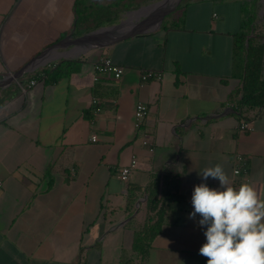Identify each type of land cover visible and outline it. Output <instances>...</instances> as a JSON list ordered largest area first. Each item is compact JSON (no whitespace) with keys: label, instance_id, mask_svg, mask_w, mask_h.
Wrapping results in <instances>:
<instances>
[{"label":"crops","instance_id":"obj_1","mask_svg":"<svg viewBox=\"0 0 264 264\" xmlns=\"http://www.w3.org/2000/svg\"><path fill=\"white\" fill-rule=\"evenodd\" d=\"M157 1L0 0V264H207L191 196L220 184L200 173L221 164L264 195V106L242 103L250 46L264 82L263 0H187L165 27L181 0ZM105 57L120 79L95 70ZM143 71L160 79L143 85ZM237 154L248 169L234 181Z\"/></svg>","mask_w":264,"mask_h":264},{"label":"clouds","instance_id":"obj_2","mask_svg":"<svg viewBox=\"0 0 264 264\" xmlns=\"http://www.w3.org/2000/svg\"><path fill=\"white\" fill-rule=\"evenodd\" d=\"M200 175L218 179L220 187L194 186L189 218L198 214V225L206 226L199 254L207 264H264V195L248 182L233 187L221 164Z\"/></svg>","mask_w":264,"mask_h":264},{"label":"trees","instance_id":"obj_3","mask_svg":"<svg viewBox=\"0 0 264 264\" xmlns=\"http://www.w3.org/2000/svg\"><path fill=\"white\" fill-rule=\"evenodd\" d=\"M165 26H167V24H164V27ZM262 54V48L258 47L255 49L250 46L246 73L244 75V96L242 103L252 109L264 106V82L263 80L261 81ZM40 78L41 76H38V79ZM133 190H136V188L132 187L131 191ZM159 195V182L157 181L148 190L149 203L153 204L157 202L159 200ZM170 196L171 194L169 192L165 193V200L169 199ZM155 227V225L147 223L142 228H137L134 231V251L143 252L145 250L149 244L150 233L152 234V232L156 231Z\"/></svg>","mask_w":264,"mask_h":264},{"label":"built area","instance_id":"obj_4","mask_svg":"<svg viewBox=\"0 0 264 264\" xmlns=\"http://www.w3.org/2000/svg\"><path fill=\"white\" fill-rule=\"evenodd\" d=\"M95 70L99 74H106L115 79H120L124 73V69L120 66H117L109 57L102 58L98 63H96ZM43 78H45V76H43ZM151 79H156V80L160 79V74L152 71L142 72L141 80L143 85L147 84ZM36 83L37 80H32L25 85H21L22 93L26 94L28 90L32 88ZM148 112L149 109L145 103L139 102L137 104L135 111V127L137 131L141 130L143 123L146 117L148 116ZM239 129L241 131H250L252 128L249 122H242L239 125ZM92 141L96 142L97 136L95 135L92 136ZM149 143H150L149 141H145L144 145H149ZM137 162H138L137 157H133L130 165L122 169L120 174V179L123 182H127L130 179L132 171L135 169ZM247 169H248V163L246 158L241 154H237L234 159L233 180L237 181V179H239L244 173H246Z\"/></svg>","mask_w":264,"mask_h":264},{"label":"rangeland","instance_id":"obj_5","mask_svg":"<svg viewBox=\"0 0 264 264\" xmlns=\"http://www.w3.org/2000/svg\"><path fill=\"white\" fill-rule=\"evenodd\" d=\"M165 0H159L157 2H155V4L161 3ZM187 0H181L179 3H177V5L175 7H173L172 9H170L166 14H164L163 18L160 20V25H164L166 22H171L175 16H177V14L179 13L182 5L186 2ZM263 4L264 7V0L261 2ZM257 4H260L259 1ZM154 5V4H153ZM130 18V14L127 13L124 17V20H128Z\"/></svg>","mask_w":264,"mask_h":264},{"label":"water","instance_id":"obj_6","mask_svg":"<svg viewBox=\"0 0 264 264\" xmlns=\"http://www.w3.org/2000/svg\"><path fill=\"white\" fill-rule=\"evenodd\" d=\"M165 1H166V0H165ZM146 199H147V197L145 196V200H146ZM141 203H142L141 200H139V201L136 203V206H134V208H133V212H132V214H131L129 220H132V219L138 214V212H139V208H140V206H141Z\"/></svg>","mask_w":264,"mask_h":264}]
</instances>
